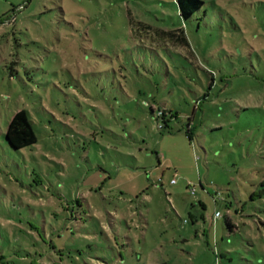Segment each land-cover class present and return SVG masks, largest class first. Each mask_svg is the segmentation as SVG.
<instances>
[{
    "label": "rangeland",
    "instance_id": "1",
    "mask_svg": "<svg viewBox=\"0 0 264 264\" xmlns=\"http://www.w3.org/2000/svg\"><path fill=\"white\" fill-rule=\"evenodd\" d=\"M204 1L0 0V264H264V0Z\"/></svg>",
    "mask_w": 264,
    "mask_h": 264
},
{
    "label": "trees",
    "instance_id": "2",
    "mask_svg": "<svg viewBox=\"0 0 264 264\" xmlns=\"http://www.w3.org/2000/svg\"><path fill=\"white\" fill-rule=\"evenodd\" d=\"M176 1L178 3L182 18L186 20L190 19L197 11H199L205 5L204 0H176ZM13 11L16 10L13 9ZM170 34L172 37H175V34L173 32H171ZM207 96L208 94H205V97ZM152 112L155 113V117L159 121L160 127H164L168 125V121L176 117L177 115L173 109H169L166 106L159 108L157 111L154 108H152ZM6 138L9 144L16 150H20L37 143L38 137L34 128V123L27 109H21L15 113L12 120L9 122L6 131ZM259 193L260 194H255V192H253L252 197L256 195L257 196L264 195V181L262 183V189Z\"/></svg>",
    "mask_w": 264,
    "mask_h": 264
},
{
    "label": "built area",
    "instance_id": "3",
    "mask_svg": "<svg viewBox=\"0 0 264 264\" xmlns=\"http://www.w3.org/2000/svg\"><path fill=\"white\" fill-rule=\"evenodd\" d=\"M220 216H221V212L218 211V212L216 213V217H220Z\"/></svg>",
    "mask_w": 264,
    "mask_h": 264
}]
</instances>
